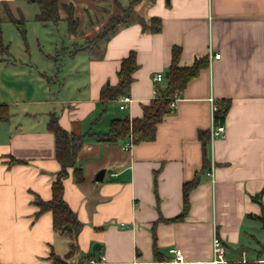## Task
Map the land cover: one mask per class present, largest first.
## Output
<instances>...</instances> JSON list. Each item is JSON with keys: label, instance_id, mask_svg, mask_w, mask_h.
Segmentation results:
<instances>
[{"label": "crops", "instance_id": "0c3cea01", "mask_svg": "<svg viewBox=\"0 0 264 264\" xmlns=\"http://www.w3.org/2000/svg\"><path fill=\"white\" fill-rule=\"evenodd\" d=\"M2 2L19 16L12 10L19 14V0H0L4 17ZM58 2L71 4L77 19L80 41L73 46L80 48L105 24L102 0ZM37 12L36 6L34 22ZM59 16L54 27L66 24L62 7ZM144 16L158 17L161 30L142 32L134 21L98 46L55 48L39 63L26 51L29 57L19 62V102L7 101L8 65L0 62V104L19 105L20 116L14 132L10 110L8 120L0 122V264H51V252L63 257L69 250V241L52 228L51 213L36 215L35 200L51 198V184L60 168L53 135L47 130L52 113L63 129L84 135L77 158L83 181L75 182L72 169L62 181L63 198L82 223L78 253L71 261L173 264L168 253L173 247L187 261H204L211 256L216 235L230 264L242 263L243 258L264 264V225L254 219L264 217V0H153ZM175 46L180 48L182 66L203 56L207 66L178 94L169 114L157 124L154 139L124 147L128 140L111 145L87 135L107 133L113 118L142 116L155 88L165 86ZM91 47L99 55L80 59L81 66L73 73L84 75L71 80L70 90L64 91L54 72L59 54L73 61ZM130 52L137 63L125 95L131 101L124 110L118 109V100L101 105V88L116 85L120 62ZM210 53L220 54L219 59ZM157 73L164 76L160 83L153 80ZM222 100L229 102L221 123L225 132L213 138L209 132L210 165L200 173L198 133L210 130L213 106ZM10 156L25 163L8 165ZM100 170L102 180L96 181ZM208 170L212 180L206 176ZM196 172L200 180L188 194V211L172 221L182 210V185ZM94 244L99 248L93 252Z\"/></svg>", "mask_w": 264, "mask_h": 264}, {"label": "trees", "instance_id": "16d2710c", "mask_svg": "<svg viewBox=\"0 0 264 264\" xmlns=\"http://www.w3.org/2000/svg\"><path fill=\"white\" fill-rule=\"evenodd\" d=\"M28 4H35L38 12L34 20L41 24H57L60 21L59 9L62 7L66 13L65 21L67 24L68 34L77 33V19L73 17V8L71 4H60L58 0H23ZM153 0H127V5L122 6L119 0H110L116 7L118 14L109 17L107 23L98 31L95 37L86 39L83 47L98 46L101 42L107 40L111 35L120 28L125 27L136 21L141 26V31L146 33H157L161 30V20L158 17L146 18L139 15L136 7L143 2L151 3ZM4 17L0 15V62L14 64L15 60L8 51V46L4 43L2 37V23L8 21L18 31L26 49V21L19 14L14 17L6 2L1 3ZM75 48L74 51H76ZM180 48L173 47L171 51V62L168 66V76L165 78L164 88H156V94L147 105L143 106L142 116L139 118L129 119L128 117L113 118L110 120L107 133L88 132L87 135L94 137L95 140L106 142L111 145L118 144L128 140L130 144L151 141L155 137L157 124L171 111L170 103L174 101L178 94L185 88L187 83L197 76L200 69L207 66V56L197 58L191 65L182 66L179 63ZM137 69V63L133 52H130L120 62L117 71V83L114 86L105 85L101 88L99 99L100 104L117 101L120 97L127 94L133 81L132 74ZM229 108V102L222 100L219 102L217 109L213 112V124L222 123L226 112ZM9 117V108L5 104H0V122L7 121ZM47 130L52 133L54 139V158L59 163L60 168L56 173V179L51 184V198L47 201L41 199L35 200L38 207L36 215L44 212H50L52 216V228L60 236L69 241V250L63 257L50 253L48 259L51 264H80V262L71 261V258L78 253L76 244L77 236L82 228V223L77 219L76 214L69 208L63 198V179L67 177L68 170H73V176L76 183L83 181L81 169L77 166V158L82 148L84 135L74 134L63 129L57 116L52 113L47 122ZM86 135V134H85ZM198 139L202 145V167L201 172H205L210 165L208 158L209 131H200ZM16 163H25L20 159L9 157L8 165ZM200 173L196 172L189 182L182 185L183 205L179 215L172 218V221L181 220L188 211V194L199 182ZM254 198V197H253ZM264 225V217H254ZM264 248V245H262ZM153 252L156 255V245L153 242ZM158 255V254H157ZM235 264H258L256 262H243Z\"/></svg>", "mask_w": 264, "mask_h": 264}, {"label": "rangeland", "instance_id": "374dc122", "mask_svg": "<svg viewBox=\"0 0 264 264\" xmlns=\"http://www.w3.org/2000/svg\"><path fill=\"white\" fill-rule=\"evenodd\" d=\"M104 3L105 12L106 14L102 17V21H105V24L107 23L109 17L113 14H110V11L116 10V7L110 2V0H102ZM122 6L127 5L126 2H120ZM149 2H143L136 7L137 13L140 15L145 14V9L149 6ZM36 6L33 4H27L19 0V14H22L25 21H26V49L24 46V42L22 41V38L20 37L18 31L16 28L9 22L5 21L2 25V31H3V41L8 46V51L12 58L15 60L14 64H8L6 66V69L8 71L5 72L7 76L6 83H8V86L6 89L8 90V98L7 101H11L12 103H15L16 101L19 102V62L25 58H28V54H26V51L29 50V54L32 57L33 61H36L39 63V60H44L42 55L44 53H54L55 48H57L59 51L62 46L68 48V50L72 51L74 47L77 49L79 46H73V43H79V36L69 35L66 31V24L59 23L56 27H54L52 24H47L46 26L40 25L39 23H36L32 20L34 11ZM15 16H18V12H16V9H12ZM117 11V12H116ZM115 14H118L120 11L116 10ZM97 20V21H101ZM104 24V25H105ZM79 34V33H78ZM71 36V37H70ZM86 41V40H85ZM85 42L83 43V45ZM82 46V45H81ZM99 55V51H97V48L91 47L89 50L78 53L77 56L73 61L68 59V57L64 53L59 54V59L57 60V64L55 67H57L54 72L57 73V81L61 83V85H65L64 91L67 92V90H70V84L71 80L74 78H77L79 76H83L84 73L81 72L79 75H75L73 73V68L77 67L79 68L81 66L80 59L83 56H88L91 58H95ZM39 59V60H38ZM52 63L54 64V61L52 60ZM4 64V63H3ZM5 67V66H4ZM53 87L55 89V93L58 90V84L55 81L53 84ZM4 101V102H7ZM10 102V113H11V123L10 128L14 132L15 129H17V125H19V105H11ZM2 127H0L1 130Z\"/></svg>", "mask_w": 264, "mask_h": 264}, {"label": "built area", "instance_id": "2783aa9c", "mask_svg": "<svg viewBox=\"0 0 264 264\" xmlns=\"http://www.w3.org/2000/svg\"><path fill=\"white\" fill-rule=\"evenodd\" d=\"M209 57H213L215 59H219L220 54L214 53L212 55V53L209 54ZM164 79L163 74L161 73H157L154 75L153 80L156 83H160L162 80ZM155 94H156V88H155ZM131 101V99L128 96H122L118 99V109L119 110H124L127 107V104ZM170 106H174V101H172L170 103ZM217 109L216 106H213L212 111L214 112ZM210 135L211 138L216 137V136H221L224 134L225 132V128L223 125L219 124V125H211L210 126ZM131 144L129 143V141H127L124 145V147H129ZM206 176L210 177V179H213V175L211 170H208L206 172ZM224 251H225V247L222 244L221 240L215 235L213 236L212 240H211V256L208 260H204V261H187L181 250L178 248H169L168 253L170 255H172V259H171V263L173 264H230L224 257ZM91 263H95L94 260H90ZM241 262H245L244 258L241 260Z\"/></svg>", "mask_w": 264, "mask_h": 264}, {"label": "water", "instance_id": "95a60500", "mask_svg": "<svg viewBox=\"0 0 264 264\" xmlns=\"http://www.w3.org/2000/svg\"><path fill=\"white\" fill-rule=\"evenodd\" d=\"M169 0H166V2H168ZM167 76H168V73L166 72L165 73V77L167 78ZM103 173H104V170H100L97 174H96V176H95V180L96 181H101L102 180V177H103ZM99 248V245L98 244H94L93 245V248H92V250H93V252L96 250V249H98Z\"/></svg>", "mask_w": 264, "mask_h": 264}]
</instances>
